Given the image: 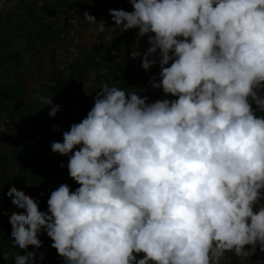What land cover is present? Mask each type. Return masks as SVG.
I'll return each instance as SVG.
<instances>
[{
  "label": "clouds",
  "instance_id": "9594fccd",
  "mask_svg": "<svg viewBox=\"0 0 264 264\" xmlns=\"http://www.w3.org/2000/svg\"><path fill=\"white\" fill-rule=\"evenodd\" d=\"M129 3L108 9L112 29H136L137 46L147 36L130 58L145 71L158 64L150 85L175 99L95 91L86 116L50 145L79 187L60 184L47 211L14 186L5 193L17 210L14 264H37L28 248H41L42 232L63 264H221L229 252L247 264L264 253V0ZM37 99L49 117L60 110Z\"/></svg>",
  "mask_w": 264,
  "mask_h": 264
},
{
  "label": "trees",
  "instance_id": "16d2710c",
  "mask_svg": "<svg viewBox=\"0 0 264 264\" xmlns=\"http://www.w3.org/2000/svg\"><path fill=\"white\" fill-rule=\"evenodd\" d=\"M91 1L19 0L15 7L5 11L4 20L0 22V264H14L16 255L10 241L11 213H2L17 211L5 195L8 188L14 186L22 190L27 197L39 201L40 211H47V199L60 184H67L70 191L79 187L68 175V158L53 153L50 145L54 141L62 142V132L86 116L93 106L95 91L107 84L126 92H143L147 102L149 98L154 102L155 97L162 94L160 89L150 85V78L158 76V64L145 71L140 58H130L134 48L143 52L148 47L147 36L137 46L136 29L121 33L105 25V31L96 36L99 43L91 46L81 42L86 31L94 28L85 23L81 31H75L79 36L75 43L79 55L70 63V75L66 76V71L61 69L63 61L59 50L64 48L65 42L73 43L65 37L67 33L60 24L69 20L67 16H72V11L89 7ZM119 3V0H109L91 15L97 22L103 20L113 25L108 9L132 11L129 2L117 8ZM49 17L56 21L47 22ZM18 40L25 43L17 50ZM64 52L67 53L66 49ZM25 54L31 64L28 71ZM47 73L50 77H45ZM36 76L42 78L38 88L44 97L52 98V103L60 106L54 117L48 115L50 107L31 103L30 79ZM70 94H74L73 97ZM38 239L40 249L28 248V251H36L37 264H63V258L51 248L52 241L46 234L42 232ZM5 252L10 253L6 260L3 259ZM41 253L42 262L38 260ZM225 255L232 258V264L240 263L232 253Z\"/></svg>",
  "mask_w": 264,
  "mask_h": 264
},
{
  "label": "built area",
  "instance_id": "2783aa9c",
  "mask_svg": "<svg viewBox=\"0 0 264 264\" xmlns=\"http://www.w3.org/2000/svg\"><path fill=\"white\" fill-rule=\"evenodd\" d=\"M109 0H92L91 1V5L87 8H83V9H78L76 11H72V16H67L69 17L68 21H63L60 24V28H64V31L67 33V35L65 37H69L71 39V42L73 43V45L68 44V42L64 43V48L59 50V55L61 60L63 61L62 65H61V69L66 71L67 75H70V63L72 62V60L76 57H78L79 55V50L78 47L75 45L76 41L78 40L79 36L75 34V31H81L83 25L85 24L84 22H82V15L85 11L89 12V14L96 12L99 7L105 5L106 3H108ZM121 1V3H119V5H117V8H121L123 4L128 3L129 0H119ZM6 2L7 0H0V22H2L4 20V14L6 11ZM112 6L114 8L115 5L112 4ZM56 21V18L54 17H49L47 19V22H54ZM105 25L109 26L111 29L113 27V25L109 24L108 21H104ZM113 30V29H112ZM67 51V53H65L64 51ZM9 120H7L8 122ZM2 130L4 129L3 127L1 128ZM4 213H12V212H2ZM264 254V253H263ZM232 258L227 257L225 255L224 259L221 261L222 264H227V263H231Z\"/></svg>",
  "mask_w": 264,
  "mask_h": 264
},
{
  "label": "rangeland",
  "instance_id": "374dc122",
  "mask_svg": "<svg viewBox=\"0 0 264 264\" xmlns=\"http://www.w3.org/2000/svg\"><path fill=\"white\" fill-rule=\"evenodd\" d=\"M19 2V0H7V2H6V5H5V7H6V11H9L10 10V8L11 7H15V5L17 4ZM98 34H96L93 30H91V31H86V36H87V39H89V37H93V36H97ZM89 40H92V39H89ZM24 40L23 41H17L16 42V44H15V48L18 50L19 49V47H22V46H24ZM24 57H25V66L27 67L26 69H27V71L29 70V66H31V64H30V62H29V56L27 55V54H25L24 55ZM45 77H50L49 75H48V73L46 74V76ZM38 79V80H37ZM40 79H42L41 77H39V76H36V77H34L33 79H30V81L32 82V90H31V98H32V100H31V103L32 104H34V105H37L39 102H38V99H37V97L38 96H44L43 94H42V92L39 90V86L41 85L40 84ZM70 96H72L73 97V95L72 94H70ZM76 97V96H75ZM74 97V98H75ZM73 98V99H74ZM164 98H167V97H165L163 94H161L160 95V97H158V99H164ZM170 97H168L167 99H169ZM227 256V255H226ZM228 257V256H227ZM251 260H249L248 262H247V264H253V261H256V260H260L261 262H262V264H264V254L263 253H261L259 250H257L256 251V254L255 255H253L251 258H250ZM222 264V263H221ZM225 264V263H224ZM227 264H232V263H227ZM238 264H240V263H238Z\"/></svg>",
  "mask_w": 264,
  "mask_h": 264
},
{
  "label": "crops",
  "instance_id": "0c3cea01",
  "mask_svg": "<svg viewBox=\"0 0 264 264\" xmlns=\"http://www.w3.org/2000/svg\"><path fill=\"white\" fill-rule=\"evenodd\" d=\"M89 39H92L91 41L89 40ZM89 39H87V36H82L81 37V42L83 43V44H90L91 46L92 45H95V44H98L99 42V38L98 37H96V36H93V37H89ZM132 45H134L133 43H132ZM131 76L133 77V74H131ZM130 76V77H131ZM132 85H130L129 86V88L131 87ZM72 95H74V94H72ZM160 97V96H159ZM156 99L155 100H157L158 99V97H155ZM152 101V98H149L148 99V102L150 103Z\"/></svg>",
  "mask_w": 264,
  "mask_h": 264
}]
</instances>
